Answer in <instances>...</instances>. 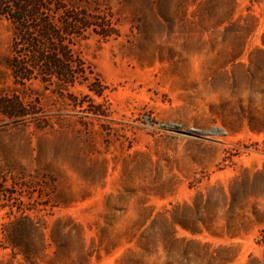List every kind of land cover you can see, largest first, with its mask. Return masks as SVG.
<instances>
[{
    "label": "rangeland",
    "instance_id": "obj_1",
    "mask_svg": "<svg viewBox=\"0 0 264 264\" xmlns=\"http://www.w3.org/2000/svg\"><path fill=\"white\" fill-rule=\"evenodd\" d=\"M68 1L116 34L62 95L0 20V264H264V0Z\"/></svg>",
    "mask_w": 264,
    "mask_h": 264
},
{
    "label": "trees",
    "instance_id": "obj_2",
    "mask_svg": "<svg viewBox=\"0 0 264 264\" xmlns=\"http://www.w3.org/2000/svg\"><path fill=\"white\" fill-rule=\"evenodd\" d=\"M1 19L11 25L6 65L13 82L37 80L60 95L87 80L80 42L116 34L106 13L68 0H0Z\"/></svg>",
    "mask_w": 264,
    "mask_h": 264
}]
</instances>
